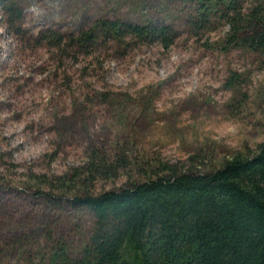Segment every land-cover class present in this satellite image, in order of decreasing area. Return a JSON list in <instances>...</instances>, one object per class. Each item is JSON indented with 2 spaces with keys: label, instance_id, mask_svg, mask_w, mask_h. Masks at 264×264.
Returning a JSON list of instances; mask_svg holds the SVG:
<instances>
[{
  "label": "rangeland",
  "instance_id": "rangeland-1",
  "mask_svg": "<svg viewBox=\"0 0 264 264\" xmlns=\"http://www.w3.org/2000/svg\"><path fill=\"white\" fill-rule=\"evenodd\" d=\"M13 1L21 13L15 18L0 4V179L23 187L30 171L70 172L94 149L114 153L112 141L130 134L131 155L144 152V163L202 170L264 141V54L221 48L228 26L190 34L178 0L167 8L151 0L140 12L118 10L113 0ZM102 13L171 25L174 42L99 39L82 55L38 37L47 28L77 33ZM107 90L112 101L99 97ZM126 181V174L100 179L95 191ZM61 224L76 241L91 218L73 215Z\"/></svg>",
  "mask_w": 264,
  "mask_h": 264
},
{
  "label": "trees",
  "instance_id": "trees-1",
  "mask_svg": "<svg viewBox=\"0 0 264 264\" xmlns=\"http://www.w3.org/2000/svg\"><path fill=\"white\" fill-rule=\"evenodd\" d=\"M178 2L190 34L226 25L221 48L264 54V0ZM150 3L113 0L118 10L138 12ZM0 4L10 16H21L13 0ZM174 35L166 23L102 13L77 33L47 28L38 37L65 52L78 47L79 54L91 55L99 39L135 38L168 48ZM99 97L112 101L114 93ZM130 135L112 141L114 153L92 150L70 172L30 171L23 187L0 179V264H264V141L252 153L202 170L197 163H144V152L131 155ZM122 174L127 181L121 187L95 191L98 180ZM73 215L91 218L76 241L61 224Z\"/></svg>",
  "mask_w": 264,
  "mask_h": 264
}]
</instances>
